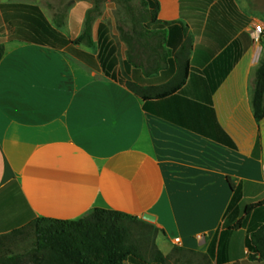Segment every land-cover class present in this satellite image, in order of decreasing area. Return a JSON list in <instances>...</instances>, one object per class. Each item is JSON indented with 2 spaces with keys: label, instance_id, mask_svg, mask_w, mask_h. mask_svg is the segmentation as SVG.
<instances>
[{
  "label": "crops",
  "instance_id": "crops-1",
  "mask_svg": "<svg viewBox=\"0 0 264 264\" xmlns=\"http://www.w3.org/2000/svg\"><path fill=\"white\" fill-rule=\"evenodd\" d=\"M157 1L156 30L170 52L161 69L151 58L135 75L126 71L129 46L107 9L93 24V47L4 43L0 235L39 218L114 210L160 229L156 246L166 256L184 248L206 264H264L246 245L264 226V205L245 214L264 201V119L255 118L251 86L264 50L255 33L264 0ZM90 8L71 1L67 40L82 34ZM184 46L190 68L179 91L145 101L181 85L176 55ZM231 183L242 199L229 211Z\"/></svg>",
  "mask_w": 264,
  "mask_h": 264
},
{
  "label": "trees",
  "instance_id": "trees-1",
  "mask_svg": "<svg viewBox=\"0 0 264 264\" xmlns=\"http://www.w3.org/2000/svg\"><path fill=\"white\" fill-rule=\"evenodd\" d=\"M120 1V0H119ZM143 20L148 21L152 28L128 34L120 30L122 40L129 46L126 71H133L139 64L143 66L154 58L156 69H161L168 63L170 52L165 48L166 33L156 30L159 21L157 15L159 3L157 0H142ZM6 23L14 28L13 41L47 44L57 48L67 45H86L93 47L92 28L101 15L98 5L87 12L82 34L75 40H67L59 31L65 25L67 15L64 14L54 21V26L46 19L37 6L22 4H4L1 6ZM95 13V14H94ZM164 25L172 23L162 22ZM153 29V30H152ZM5 54V45L0 42V61ZM184 46L176 55L179 68L177 80L181 85L168 87L156 98L143 96L145 101L162 100L170 97L185 82L190 68V60ZM124 83V81H123ZM126 86L133 92H143V88L135 82L126 81ZM253 90V109L257 122L264 119V52L251 80ZM234 197L229 211L237 208L242 199L240 187L232 183ZM264 201L247 205L245 214L262 208ZM146 223L128 214L95 209L77 220H58L39 218L23 228L8 234L0 235V264H125L131 260L137 264H196L208 263V257L196 251L184 248H174L164 255L157 246L149 248L146 239L133 227ZM241 228L239 221L230 230ZM20 239V240H19ZM22 240V241H21ZM31 243L32 250L27 255L12 253L10 247L17 243ZM250 258L264 261V226L252 229L246 240ZM10 253L11 255H8Z\"/></svg>",
  "mask_w": 264,
  "mask_h": 264
},
{
  "label": "rangeland",
  "instance_id": "rangeland-1",
  "mask_svg": "<svg viewBox=\"0 0 264 264\" xmlns=\"http://www.w3.org/2000/svg\"><path fill=\"white\" fill-rule=\"evenodd\" d=\"M71 1L72 0H0V42H14L12 40V36L15 31V28L11 24L6 23L1 9L2 5L22 4L37 6L44 14L46 19L54 26V21L58 20L64 14L67 15V11L70 8ZM88 1L91 3V8H95V6L98 5L99 11H101V15L98 17V19L104 14L106 9L108 10L109 14L111 15L110 19H113L117 25V31L120 34L121 39V29L130 35H134L135 33L144 31L145 28H152L151 24L148 21L143 20L142 12L144 11V6L142 4V0ZM62 29H60L59 31L61 32ZM133 227L136 231L140 232L143 239H146L147 243L149 244V248L154 249V247L156 246L155 236H158L159 242L157 243V245L161 247L160 245H162V231L160 229L152 227L149 224L144 226L134 224ZM32 248L33 244H31L30 242L27 244L17 243L16 245H12L10 247V250L12 251V253L27 255L32 250ZM8 255L11 254L8 253Z\"/></svg>",
  "mask_w": 264,
  "mask_h": 264
},
{
  "label": "built area",
  "instance_id": "built-area-1",
  "mask_svg": "<svg viewBox=\"0 0 264 264\" xmlns=\"http://www.w3.org/2000/svg\"><path fill=\"white\" fill-rule=\"evenodd\" d=\"M255 33L258 36V38H264V21L258 22L255 26ZM176 243H180L179 239L175 240Z\"/></svg>",
  "mask_w": 264,
  "mask_h": 264
},
{
  "label": "water",
  "instance_id": "water-1",
  "mask_svg": "<svg viewBox=\"0 0 264 264\" xmlns=\"http://www.w3.org/2000/svg\"><path fill=\"white\" fill-rule=\"evenodd\" d=\"M143 219L146 220V221H149V222H154L155 221V217L151 214H145L143 216Z\"/></svg>",
  "mask_w": 264,
  "mask_h": 264
}]
</instances>
